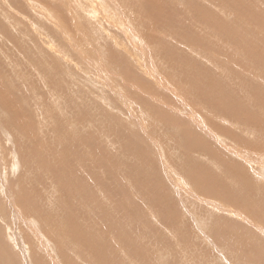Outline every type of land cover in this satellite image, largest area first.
<instances>
[{"label":"rangeland","instance_id":"obj_1","mask_svg":"<svg viewBox=\"0 0 264 264\" xmlns=\"http://www.w3.org/2000/svg\"><path fill=\"white\" fill-rule=\"evenodd\" d=\"M263 155L264 0H0V264H264Z\"/></svg>","mask_w":264,"mask_h":264},{"label":"bare ground","instance_id":"obj_2","mask_svg":"<svg viewBox=\"0 0 264 264\" xmlns=\"http://www.w3.org/2000/svg\"><path fill=\"white\" fill-rule=\"evenodd\" d=\"M107 72V71H106ZM161 150V149H160ZM264 156V155H263ZM257 162V161H256ZM261 167H262V165H261ZM174 169V168H173ZM169 170V169H168ZM258 172H261L260 174H264L263 172H264V169H263V172H262V169H261V171H258ZM264 178V177H263ZM4 187V186H3ZM243 188V187H242ZM246 189V188H245ZM248 189V188H247ZM262 189V188H261ZM258 191V190H257ZM245 192H247L248 193V191H245ZM250 192H252V191H250ZM253 192H256L255 190L253 191ZM258 193V192H257ZM248 194H250L251 195V193H248ZM254 194V193H253ZM241 195V194H240ZM235 196V195H234ZM247 196V195H246ZM245 196V197H246ZM254 195H252V197H253ZM200 197V196H199ZM243 197V196H242ZM252 197H250V198H252ZM255 197V196H254ZM226 198V197H225ZM228 198H229V196H228ZM238 198V197H237ZM248 198V197H247ZM260 198V197H259ZM235 199V198H234ZM247 200H249V199H247ZM254 201V200H253ZM258 201H260V200H258ZM262 201V200H261ZM223 202H224V200H223ZM238 203H240V202H238ZM252 203V202H251ZM244 204V203H243ZM256 204V203H255ZM254 204V205H255ZM251 205V204H250ZM264 205V204H263ZM249 208V207H248ZM229 209V208H228ZM248 210V209H247ZM245 213L246 214H249V213H251V208H250V212L248 211V213L247 212H244V215H245ZM241 214H242V216H243V213L241 212ZM261 214V213H260ZM249 217V216H248ZM251 218V217H250ZM226 219V218H225ZM168 224V223H167ZM226 227H228L227 225H226ZM232 228V227H231ZM245 228V227H244ZM263 229L264 228H262L261 230H262V232H263ZM150 230V229H149ZM218 231V230H217ZM227 231V230H226ZM232 235V234H231ZM234 235V234H233ZM219 237V236H218ZM229 239V238H228ZM102 249V248H101ZM100 249V250H101ZM122 250V249H121ZM129 260V259H128Z\"/></svg>","mask_w":264,"mask_h":264}]
</instances>
